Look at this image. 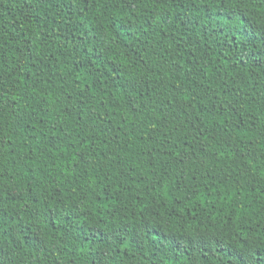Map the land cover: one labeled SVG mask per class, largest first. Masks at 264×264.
Masks as SVG:
<instances>
[{
    "label": "trees",
    "instance_id": "16d2710c",
    "mask_svg": "<svg viewBox=\"0 0 264 264\" xmlns=\"http://www.w3.org/2000/svg\"><path fill=\"white\" fill-rule=\"evenodd\" d=\"M0 264H264V0H0Z\"/></svg>",
    "mask_w": 264,
    "mask_h": 264
}]
</instances>
